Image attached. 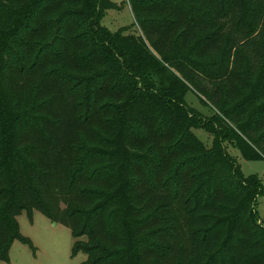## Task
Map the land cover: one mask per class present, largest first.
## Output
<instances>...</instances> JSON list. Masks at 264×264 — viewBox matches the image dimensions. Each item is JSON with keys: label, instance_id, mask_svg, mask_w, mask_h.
I'll list each match as a JSON object with an SVG mask.
<instances>
[{"label": "trees", "instance_id": "obj_1", "mask_svg": "<svg viewBox=\"0 0 264 264\" xmlns=\"http://www.w3.org/2000/svg\"><path fill=\"white\" fill-rule=\"evenodd\" d=\"M127 1L140 33L109 0H0V260L38 209L81 264H264L229 151L264 158V0Z\"/></svg>", "mask_w": 264, "mask_h": 264}, {"label": "rangeland", "instance_id": "obj_2", "mask_svg": "<svg viewBox=\"0 0 264 264\" xmlns=\"http://www.w3.org/2000/svg\"><path fill=\"white\" fill-rule=\"evenodd\" d=\"M109 1L117 4L118 8L107 9L101 17V24L111 31L127 27L129 30L126 32L140 33L128 1ZM196 94L198 95L193 88L187 91L185 95L187 104L200 111L204 117L211 115L212 109L213 111L216 109L207 101L204 105ZM192 130L204 144H211L212 137L208 132L202 128ZM229 151L236 158L244 175L255 174L261 180L262 191L256 197L254 209L256 218L264 224V158L247 160L241 156L238 149L229 147ZM17 220L21 235L31 241L32 247L14 240L8 253L9 260L7 262L0 260V264H81L86 260L85 253L73 252L75 239L69 225L63 219L52 220L40 210L34 209L31 214L21 212Z\"/></svg>", "mask_w": 264, "mask_h": 264}]
</instances>
